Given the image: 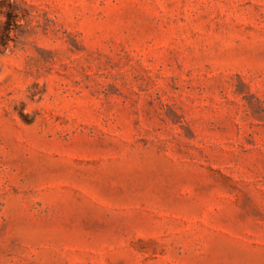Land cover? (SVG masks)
Wrapping results in <instances>:
<instances>
[{
  "label": "rangeland",
  "instance_id": "obj_1",
  "mask_svg": "<svg viewBox=\"0 0 264 264\" xmlns=\"http://www.w3.org/2000/svg\"><path fill=\"white\" fill-rule=\"evenodd\" d=\"M0 264H264V0H0Z\"/></svg>",
  "mask_w": 264,
  "mask_h": 264
}]
</instances>
